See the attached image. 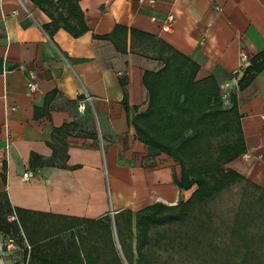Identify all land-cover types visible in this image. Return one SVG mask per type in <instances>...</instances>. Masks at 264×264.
<instances>
[{
	"label": "crops",
	"instance_id": "0c3cea01",
	"mask_svg": "<svg viewBox=\"0 0 264 264\" xmlns=\"http://www.w3.org/2000/svg\"><path fill=\"white\" fill-rule=\"evenodd\" d=\"M80 5L88 31L75 38L64 29L50 36L44 26L51 19L33 0H0V192L7 193L15 211L9 216L20 217L23 251L66 233L63 242L71 234L85 235L80 219L104 226L103 217L110 215L114 227L122 211L135 213L157 202L176 205L196 189L176 185L179 165L138 139L123 105L121 80L127 81L130 107L141 113L149 100L144 74L164 67L130 51L132 29L197 63L196 80L213 77L221 94H236L247 150L227 168L264 192V69L243 90L232 81L241 50L251 55L249 66L264 52V0H156L153 6L141 0H81ZM169 14L175 21L165 31ZM117 26L128 29L126 53L96 38L111 35ZM30 73L39 83L33 94ZM65 124L73 126L66 151L53 139L54 129ZM80 227L84 232H75ZM102 230L92 232L96 236L85 243L86 253L99 259L96 264H119ZM5 235L0 231V264H15ZM94 244L101 249L94 251Z\"/></svg>",
	"mask_w": 264,
	"mask_h": 264
},
{
	"label": "trees",
	"instance_id": "16d2710c",
	"mask_svg": "<svg viewBox=\"0 0 264 264\" xmlns=\"http://www.w3.org/2000/svg\"><path fill=\"white\" fill-rule=\"evenodd\" d=\"M33 2L50 17L51 22L44 26L50 36L59 29L66 30L75 38L88 31L85 13L80 5L81 0ZM127 34V28L117 26L111 35L96 38L110 40L119 52L126 53ZM131 36V52L158 59L164 67L158 72H145L143 80L149 100L147 109L141 113L137 107H130L126 92L127 81L121 80L124 89L123 105L136 129L138 139L152 152L165 153L179 165L181 175L180 178L175 175L176 185L183 190L196 187L188 200H180L176 205L157 202L135 213L125 210L115 215L114 224L122 249L124 250L126 243L125 231L133 235L134 220L138 254L136 264H150L146 251L152 243L154 229L186 220L195 205L207 204L217 194L238 181L252 183L238 172L227 168L229 163L244 155L247 150L237 110L236 94L231 93V107L226 109L221 89L213 77L196 80L199 70L197 63L150 34L132 29ZM136 39H140L142 44H136ZM263 69L264 52L253 58L251 66L246 68L238 82L239 89H245ZM72 129L73 126L68 124L54 129L53 139L65 151V138ZM56 155L55 149L53 157ZM65 156L67 157V154ZM62 166L66 167L65 164ZM3 180L6 183V177ZM14 212L7 193L0 192L1 232L8 234L9 228L16 231L22 229L19 216L17 221L10 222L7 219ZM103 220L108 222L104 226L99 224L100 220H78L77 222L86 224L88 233L71 234L67 242L57 236L30 243V250L25 251L30 254V263L96 264L99 259L95 261L90 258L86 253L85 243L94 239L96 234L92 232L97 227L103 229L102 236L107 238L110 243L108 246L116 253L119 261L112 218L106 215ZM72 221L71 225L74 224ZM122 223L124 227H121ZM89 235L93 237L90 238ZM100 249L97 244L93 245L94 251Z\"/></svg>",
	"mask_w": 264,
	"mask_h": 264
},
{
	"label": "rangeland",
	"instance_id": "374dc122",
	"mask_svg": "<svg viewBox=\"0 0 264 264\" xmlns=\"http://www.w3.org/2000/svg\"><path fill=\"white\" fill-rule=\"evenodd\" d=\"M230 95L221 94L226 109L231 107ZM9 229L3 237L15 239L22 247L13 253V262L18 263L25 254V237L21 228ZM113 231L119 264H136L135 228L133 235L125 231L124 250L115 224ZM75 232H84V228ZM68 237L66 233L61 239ZM146 253L150 264H264V192L253 184L238 181L207 204L195 205L186 220L154 229Z\"/></svg>",
	"mask_w": 264,
	"mask_h": 264
},
{
	"label": "built area",
	"instance_id": "2783aa9c",
	"mask_svg": "<svg viewBox=\"0 0 264 264\" xmlns=\"http://www.w3.org/2000/svg\"><path fill=\"white\" fill-rule=\"evenodd\" d=\"M141 1H147L151 6H153L156 3V0H141ZM175 21V15L169 14L167 18L164 21L163 24V30L169 31L173 28ZM251 62V55L246 50H241L239 54V66L232 71V81L235 83L239 82L240 76L244 74L246 68L250 65ZM27 84H28V90L30 94H33L39 90V83L36 79V76L33 75V73H30L27 77ZM230 87V83H227L225 85V88L227 89ZM228 93H224V97H226ZM247 158V156H245ZM25 177L29 176V173L24 174ZM17 218L15 216H8V220H16ZM6 249L11 253H17L22 250V248L16 243L15 239L8 238L6 239L4 243ZM30 246L27 247L28 250H30ZM15 264H30V254L28 253L21 262L15 263Z\"/></svg>",
	"mask_w": 264,
	"mask_h": 264
}]
</instances>
